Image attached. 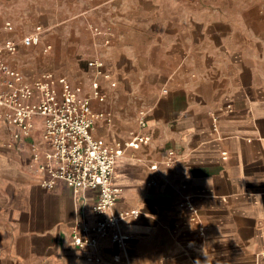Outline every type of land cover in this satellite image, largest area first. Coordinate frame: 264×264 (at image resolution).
<instances>
[{"label":"crops","instance_id":"crops-1","mask_svg":"<svg viewBox=\"0 0 264 264\" xmlns=\"http://www.w3.org/2000/svg\"><path fill=\"white\" fill-rule=\"evenodd\" d=\"M7 9L12 17L45 11L31 14L36 26L61 23L62 53L76 40L71 76L54 73L84 95L100 82L107 98L93 106L113 119L97 120L95 137L116 144L144 133L146 140L125 148L116 166L121 194L113 211H139L119 227L129 239L120 246L105 237L87 249L71 233L98 218V191L75 193L62 180L44 187L32 139L11 145L0 126V264H264V0H10L0 4V23ZM73 26L86 27L87 49L82 35L68 33ZM47 44L53 48L46 42L43 52ZM19 53L6 58L26 79L49 66L40 50ZM90 60L102 61L110 79ZM185 199L198 218L180 206Z\"/></svg>","mask_w":264,"mask_h":264},{"label":"built area","instance_id":"built-area-1","mask_svg":"<svg viewBox=\"0 0 264 264\" xmlns=\"http://www.w3.org/2000/svg\"><path fill=\"white\" fill-rule=\"evenodd\" d=\"M10 22L6 23L9 28ZM95 33H101L99 27L92 26ZM45 28L37 25L28 35L22 38L25 46L41 44ZM109 41V40H107ZM19 44L15 40L0 42V126H4L11 137L10 144L31 138L32 166L44 174L42 185L52 188L56 181L62 180L75 193L83 189H96L98 198L93 211L98 217L92 224L78 222L71 233V241L82 248H95L100 239L110 237L123 246L129 235L123 234L119 227L130 217H137V209L114 212V206L121 194V187L115 184L116 166L125 148L138 149L144 144V133H133L124 142L108 144L104 139L93 134L97 120L112 122V112L97 110L93 99L104 102L106 92L98 80L92 83L89 95L81 93V87L74 85L65 75H56L47 71L41 76L29 80L24 74L14 69L8 54L17 53ZM51 44L44 47L48 52ZM90 66L97 68V74L110 79L104 71L102 61L90 60ZM111 81V86H116ZM140 124L147 126L146 112L140 111ZM39 125L41 130H39ZM38 135V137H37ZM35 136L37 138H35ZM176 152L166 151V163L173 164ZM157 164L151 168L156 169ZM190 199H185L180 206L187 207L198 218L197 210ZM201 234H204L201 228ZM88 260L100 262V256H87Z\"/></svg>","mask_w":264,"mask_h":264},{"label":"rangeland","instance_id":"rangeland-1","mask_svg":"<svg viewBox=\"0 0 264 264\" xmlns=\"http://www.w3.org/2000/svg\"><path fill=\"white\" fill-rule=\"evenodd\" d=\"M10 0H0V4H5L8 3ZM7 11L8 9L5 11L6 12V16H5V20L3 23H0V42H4V40L6 41L7 39H5L6 37L10 36V35H15L16 37V42L19 44L20 47V53L19 54H23L25 52L27 53H31L34 50H40L41 55H46L47 56V62L49 63L48 68L40 71L41 72H46V71H53L55 73H66L67 75L71 74L69 72H67L66 70L69 69L71 70V65L73 64V58L71 57V53L76 51V47H77V42L75 39H72L71 41H69L68 47H70L71 49L69 51H65V52H60L61 51V35H62V30L64 29V27L62 25H60L61 23H57L55 25H50L48 23H45L46 28H45V32H44V37H45V41L43 42V44H45L46 42L48 43H52L53 44V48L52 51L45 53L43 52V44H41L40 46L37 47H31V48H27L24 46H21L22 43V38L25 37V35L29 34L36 26V24H38L40 22V19H36L37 17H32V15L34 16H42L43 13L46 14L45 11H25V14H23L22 12L24 11H15V16H7ZM9 12V11H8ZM33 12V13H31ZM22 14V15H21ZM10 22L11 25L9 28L6 27V23ZM69 34L70 36H80L82 35L83 41L81 42V45L83 46L82 49H87V36L89 35L86 27L80 28V27H69ZM77 30L81 33L78 34ZM70 58H68V56ZM66 63L68 62V66L69 68H63L61 70V64L62 63ZM41 126L39 125V130Z\"/></svg>","mask_w":264,"mask_h":264}]
</instances>
